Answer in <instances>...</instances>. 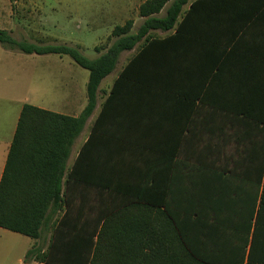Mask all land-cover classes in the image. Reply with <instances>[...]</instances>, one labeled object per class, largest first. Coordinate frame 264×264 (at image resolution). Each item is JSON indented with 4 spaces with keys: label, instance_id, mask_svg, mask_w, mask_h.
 Returning a JSON list of instances; mask_svg holds the SVG:
<instances>
[{
    "label": "trees",
    "instance_id": "16d2710c",
    "mask_svg": "<svg viewBox=\"0 0 264 264\" xmlns=\"http://www.w3.org/2000/svg\"><path fill=\"white\" fill-rule=\"evenodd\" d=\"M200 3L214 4L218 14L227 15H218L216 23L230 22L235 27L231 34L249 22L264 21V0H144L138 6L142 21L136 30L132 31L133 19L116 24L104 51L94 46L99 52L94 57L76 44L17 39L10 30L0 28V44L7 49L68 56L88 71L87 102L77 116L29 103L21 108L0 179V227L36 241H43L50 230L46 246L27 249L23 264H248L253 239L247 253L245 234L236 239L226 230L221 232L212 202L169 201L153 197L159 192L154 185L114 184L122 171L79 167L85 145L66 173L71 146L96 107L98 87L116 68L122 52L132 54L113 80L96 123L118 107L132 114L134 104L147 114L152 110L149 103L163 102L171 93L181 96V53L184 41L196 36L194 20ZM186 4L189 7L183 9ZM154 30L168 33L158 36ZM143 177L148 178V171ZM76 181L86 183L77 189L86 193L80 202L69 196L76 190ZM91 189L94 199L87 194ZM118 193L126 196L117 198ZM261 204L263 199L258 213ZM232 240V248H219Z\"/></svg>",
    "mask_w": 264,
    "mask_h": 264
},
{
    "label": "crops",
    "instance_id": "0c3cea01",
    "mask_svg": "<svg viewBox=\"0 0 264 264\" xmlns=\"http://www.w3.org/2000/svg\"><path fill=\"white\" fill-rule=\"evenodd\" d=\"M198 8L196 36L184 41L181 53V96L171 93L163 102L149 103L152 110L147 114L134 104L132 114L118 107L96 123L126 60L122 62L110 78L108 74L102 79L96 107L71 146L66 173L85 145L79 167L122 171L114 184L154 185L159 192L153 197L169 201L212 202L220 231L236 239L245 234L247 253L253 239L248 264H264V21L249 22L231 34L235 27L230 22L216 23L218 15H227L218 14L214 4L200 3ZM0 28L14 34L12 26ZM16 52L21 51L0 44V102L13 111L8 123L0 118V179L25 103L77 116L87 102L68 56ZM146 171L148 178L143 177ZM73 186L70 199L83 201L86 193L77 189L86 183L76 181ZM87 194L90 199L96 196L92 189ZM103 196L108 198L106 192ZM234 241L219 248L230 249Z\"/></svg>",
    "mask_w": 264,
    "mask_h": 264
},
{
    "label": "rangeland",
    "instance_id": "374dc122",
    "mask_svg": "<svg viewBox=\"0 0 264 264\" xmlns=\"http://www.w3.org/2000/svg\"><path fill=\"white\" fill-rule=\"evenodd\" d=\"M142 1L144 0H0V26H12L13 35L17 39L76 44L84 54L94 57L99 54L94 50V46L102 48L108 45L111 42V30L116 24L133 19L132 31L136 30L142 21L138 14V6ZM152 33L162 36L168 32L154 30ZM103 50L104 48L101 51ZM131 54L132 51H124L116 69ZM72 66L77 69L78 86L83 89L82 99L85 102L84 80L88 77V71L73 61ZM110 76L112 74L108 77ZM12 114L13 111L2 106L0 102V118H4L8 123ZM49 236L50 230L43 241H36L29 236L0 227V264H23L27 249L33 245L45 247ZM29 264L41 263L31 261Z\"/></svg>",
    "mask_w": 264,
    "mask_h": 264
}]
</instances>
